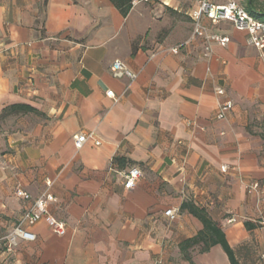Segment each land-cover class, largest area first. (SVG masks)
<instances>
[{
	"label": "crops",
	"instance_id": "crops-1",
	"mask_svg": "<svg viewBox=\"0 0 264 264\" xmlns=\"http://www.w3.org/2000/svg\"><path fill=\"white\" fill-rule=\"evenodd\" d=\"M192 6L152 0L123 16L111 0H0V236L30 204L17 187L32 198L48 187L49 215L65 224L56 234L40 220L11 252L1 241L0 264H190L178 245L202 224L180 210L188 199L240 264H264V195L245 190L264 186V48L226 22L213 28L230 42L210 55L200 40L183 44ZM115 59L136 78L113 77ZM226 99L234 106L217 119ZM89 131L100 144L77 147ZM130 167L141 176L125 189ZM194 249L195 264H230L219 245Z\"/></svg>",
	"mask_w": 264,
	"mask_h": 264
},
{
	"label": "built area",
	"instance_id": "built-area-1",
	"mask_svg": "<svg viewBox=\"0 0 264 264\" xmlns=\"http://www.w3.org/2000/svg\"><path fill=\"white\" fill-rule=\"evenodd\" d=\"M152 0H131V6L140 3H150ZM187 15L191 23V31L189 37L183 44H187L194 40H200L203 46L204 55H210L213 45L226 46L230 42L228 34L223 33L213 27L226 22L233 26L234 29L245 33L246 44L257 49L264 48V20L255 17L245 6L236 0H193V6L187 11ZM181 44L171 47V52L177 53ZM110 72L113 77H127L130 80L136 78V73L131 71L125 63L119 59L113 60L110 65ZM215 92L219 95L225 93L221 87H215ZM106 95L114 98L112 90H107ZM234 103L231 99L220 102L217 106L215 117L224 119L233 108ZM88 139L93 140L95 145L100 144L92 131L81 133L74 136L75 145L81 147ZM226 166H221V171H225ZM120 175L123 179L125 189H132L141 176V171L137 167H130L121 170ZM46 185H50V181H45ZM247 194L264 195V186L256 180H250L245 183ZM16 197L29 200L30 204L25 207L21 216L13 227L4 235L0 236V242L5 245L7 252H11L17 245L18 239L25 241H33L36 239L35 233L31 230L37 222L42 219L46 220L47 225L56 234L65 232V224L63 221L57 220L49 215L48 204L55 200L54 195L48 190H43L37 197L32 198L31 195L20 187L15 188ZM164 215L173 219L176 210L167 209ZM259 223L264 227V219H260ZM155 261L153 264H159Z\"/></svg>",
	"mask_w": 264,
	"mask_h": 264
},
{
	"label": "trees",
	"instance_id": "trees-1",
	"mask_svg": "<svg viewBox=\"0 0 264 264\" xmlns=\"http://www.w3.org/2000/svg\"><path fill=\"white\" fill-rule=\"evenodd\" d=\"M116 7L119 9L123 16H126L131 8V0H111ZM256 0H246L245 8L253 14L255 17L264 20V8H255ZM134 50V48H133ZM8 110L12 111H34L33 108L22 105L15 104L8 107ZM4 112V111H3ZM1 113V115L3 114ZM0 115V116H1ZM115 161L118 158L115 157ZM181 211H186L195 218H197L201 224L202 228L192 237L186 238L179 243V252L182 259L188 261L190 264H195L191 259V248L198 247V252H206L212 246L219 245L225 252L230 264H240L238 258L235 255L233 248L228 243L225 233L219 222L213 220L211 216L207 213L206 209L195 204L192 200H184L180 205ZM246 226L250 227L246 222Z\"/></svg>",
	"mask_w": 264,
	"mask_h": 264
},
{
	"label": "rangeland",
	"instance_id": "rangeland-1",
	"mask_svg": "<svg viewBox=\"0 0 264 264\" xmlns=\"http://www.w3.org/2000/svg\"><path fill=\"white\" fill-rule=\"evenodd\" d=\"M238 3H240L241 5H243V6H246V0H236ZM145 4H149V3H145ZM255 8H258V9H262V8H264V0H256L255 1V6H254ZM153 8V7H152ZM167 13L169 14V15H171L172 13L169 11V10H167ZM182 16H184V15H182ZM185 17V16H184ZM164 28H162L159 32H158V35H157V39L158 38H160L161 36H162V34L163 33H165V30H163ZM194 251L195 252H198V247H196L195 249H194Z\"/></svg>",
	"mask_w": 264,
	"mask_h": 264
}]
</instances>
